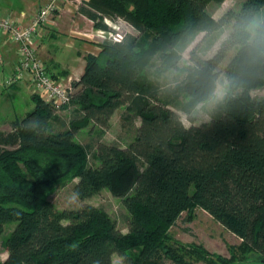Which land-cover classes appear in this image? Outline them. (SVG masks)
Wrapping results in <instances>:
<instances>
[{"label":"trees","instance_id":"obj_1","mask_svg":"<svg viewBox=\"0 0 264 264\" xmlns=\"http://www.w3.org/2000/svg\"><path fill=\"white\" fill-rule=\"evenodd\" d=\"M212 1L223 2L84 0L78 6L95 29H107L105 19H122L139 36L106 38L98 44V55H85V71L72 83L77 108L67 128L57 130L58 108L32 94L35 109L0 134L7 146L0 148V235L7 224H17L2 244L8 256L0 264H233L237 253L256 255L262 264L264 99H253L251 91L263 87L264 65L217 107L209 123L192 124L187 131L175 108L193 122V108L206 99L207 79L162 87L148 78L147 69L156 61L163 71L174 67L179 52L199 33L247 13L264 15V0H246L238 11L216 20L208 14ZM220 64L215 58L208 61L210 68ZM232 71L229 62L225 74ZM122 108L124 121L140 120L135 139L125 148L98 141L99 165L91 167L92 146L79 143L76 135L90 125L104 134ZM32 118L45 122L41 135L21 127ZM66 178L78 180L74 191L81 200L102 190L121 198L131 215L128 233L94 205L78 210L54 206L48 193ZM195 208L240 239L230 259L172 238L171 229Z\"/></svg>","mask_w":264,"mask_h":264},{"label":"rangeland","instance_id":"obj_2","mask_svg":"<svg viewBox=\"0 0 264 264\" xmlns=\"http://www.w3.org/2000/svg\"><path fill=\"white\" fill-rule=\"evenodd\" d=\"M26 0H14L7 4H0L2 7V12L9 13L8 15H12L13 13L22 11L23 9L30 8L34 10V12L39 11L42 7H45L51 0H29L25 3ZM84 0H62L57 2V10L51 19L56 21L59 14L61 15L65 4L70 5L69 7L72 9L75 5H81ZM246 0H223V2L218 3L212 1L208 5V14H211L216 20H221L223 16L228 11H238L242 4ZM7 6L9 8H7ZM6 15V16H8ZM104 24L107 26V29H96L92 30L91 25L87 26L86 22H81L80 27L83 29H87L90 34H93V40L96 42H102L104 39H113L118 36H125L128 34H133L139 36V33L126 21L122 19H117L116 21H111L105 19ZM61 27V26H59ZM203 33H199L198 36L203 35ZM211 33V32H209ZM197 37V36H196ZM64 39H58L57 43H62ZM60 41V42H59ZM43 61V60H42ZM229 62L222 63L218 66L217 72L219 75L221 72L225 73V68ZM148 78H152L154 80H159L162 84V87H166L168 84V79L164 76L163 69H161L160 63L158 61L154 62L147 69ZM7 78V77H5ZM4 82L3 79L0 78V134H5L11 130V123L16 118H21L27 115V113L32 112L36 107L35 102L32 99V90L25 85L12 87L2 84ZM76 92L73 90V93ZM251 96L253 99H264V85L263 87L254 89L251 91ZM183 101H186L184 99ZM77 106L73 103L66 105L64 107L58 108L59 112L56 113V117H58V121H55L54 125L57 130L67 128L70 121L73 119L75 115V109ZM175 110L181 116L184 114L179 107L175 108ZM217 111V107L209 111L207 108L202 110V113L193 117L192 124L200 125L203 123H209L213 117L215 116ZM124 113V108L119 109L117 113L112 116V124L108 130L105 131L104 134L99 133L100 130L98 128L91 129L90 125L88 128L83 129L76 135V140L79 143L84 145H91L92 149L90 150L89 163L92 166L99 165L97 158L95 157L96 146L98 141L106 143V144H115L121 147H127L137 134V127L140 125L139 119L124 121L122 116ZM192 113V112H191ZM0 138H2L0 136ZM5 144V143H4ZM3 141H0V148H4ZM7 147V146H5ZM12 148V147H9ZM44 161V159L42 160ZM26 172V171H25ZM27 177L32 178V174L27 173ZM78 182L76 179L66 178L61 182L55 184L52 190L48 193V199L57 206L60 210H78L85 205H94L95 207H99L104 209L109 216L112 217L113 220L116 221L117 228L124 234L128 233L129 220L131 215H129V211L122 203V199L113 196L109 191L102 190L98 195L87 199L81 200L78 202L69 204L68 196L74 191V185ZM14 205L12 203L8 204V206ZM16 223H10L5 226V231L0 235V258L2 260L7 259V252L3 248V242L6 241L11 235L12 231L16 227ZM172 238L181 242L185 245H198L203 247V249L207 250V252L213 256H220L222 258L230 259L233 252L232 249L238 247L241 243L240 239L235 235L230 234L221 224H217L207 212H204L202 209L195 208L183 214V216L178 220L177 224L171 229ZM236 259L233 264H261L260 259L256 255H247L243 258L240 253L236 254ZM113 260L115 262L121 261L118 256H114ZM163 264H176L171 262V260H165L162 262ZM190 264H206L204 262L195 261V263Z\"/></svg>","mask_w":264,"mask_h":264},{"label":"clouds","instance_id":"obj_3","mask_svg":"<svg viewBox=\"0 0 264 264\" xmlns=\"http://www.w3.org/2000/svg\"><path fill=\"white\" fill-rule=\"evenodd\" d=\"M213 58L222 63L232 62V73L217 75V69L208 65ZM261 65H264V15L247 13L237 21L220 25L211 33L194 37L182 48L175 66L168 67L164 76L168 79L167 87L207 79L206 99L197 103L191 113L197 117L203 109L212 111L221 105ZM180 124L186 131L192 127L187 115L181 116ZM21 127L26 132L41 135V128L46 124L39 118H32ZM80 195L78 191L72 192L68 203L78 202Z\"/></svg>","mask_w":264,"mask_h":264},{"label":"crops","instance_id":"obj_4","mask_svg":"<svg viewBox=\"0 0 264 264\" xmlns=\"http://www.w3.org/2000/svg\"><path fill=\"white\" fill-rule=\"evenodd\" d=\"M14 0H0V4L4 5ZM29 0H26L27 3ZM70 5L65 4L64 8L61 9L62 13L59 14L56 21L53 23L43 26L38 32L39 35V51L40 58L51 73L58 76L71 84L81 78L86 67V56L87 54L98 55L101 48L99 43L93 40V34H90L87 29L80 27L81 22H86L87 26L91 25L92 30L94 23L82 15L78 9L80 5H75L72 9ZM0 6V17H4L9 13L2 12ZM7 8H9L7 6ZM38 11L30 8L23 9L22 11L13 13L16 18L20 17L21 14H25L22 23L28 25L32 17ZM61 26V27H59ZM58 39L62 40V43H57ZM0 55L5 62L4 68L0 70V78L10 76L14 72V68L17 63V48L10 43L6 35L0 34ZM30 79H24L17 83L16 86L25 85L33 91L32 83ZM3 83V82H2ZM15 85L11 86L16 87ZM1 91V90H0ZM58 113V112H57ZM117 113V112H116ZM115 113V114H116ZM114 114V115H115ZM113 117L111 119L112 124Z\"/></svg>","mask_w":264,"mask_h":264},{"label":"built area","instance_id":"obj_5","mask_svg":"<svg viewBox=\"0 0 264 264\" xmlns=\"http://www.w3.org/2000/svg\"><path fill=\"white\" fill-rule=\"evenodd\" d=\"M51 0L42 7L30 20L28 25L21 21L25 14L16 18L14 15L0 17V34L6 35L10 43L17 48V63L14 72L4 79L2 84L13 86L21 80L30 79L35 95H40L54 107L61 108L72 103V84L51 73L40 56L39 31L43 26L51 24L56 10L57 2ZM116 41L122 36L113 38ZM0 55V70L5 62Z\"/></svg>","mask_w":264,"mask_h":264},{"label":"water","instance_id":"obj_6","mask_svg":"<svg viewBox=\"0 0 264 264\" xmlns=\"http://www.w3.org/2000/svg\"><path fill=\"white\" fill-rule=\"evenodd\" d=\"M262 264H264V261H262Z\"/></svg>","mask_w":264,"mask_h":264}]
</instances>
